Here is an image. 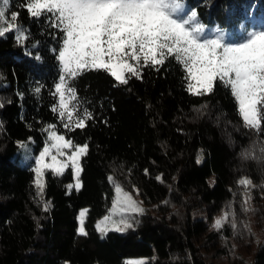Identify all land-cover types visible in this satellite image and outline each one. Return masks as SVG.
<instances>
[{
	"label": "trees",
	"instance_id": "16d2710c",
	"mask_svg": "<svg viewBox=\"0 0 264 264\" xmlns=\"http://www.w3.org/2000/svg\"><path fill=\"white\" fill-rule=\"evenodd\" d=\"M10 0V11L27 30L20 42L0 37V264H264V127H245L230 88L194 96L186 90L182 66L169 58L144 67L142 78L119 84L103 70L74 81L77 105L93 119L83 129L63 127L55 85L62 75L58 49L63 33L45 16L33 18ZM208 35L239 42L246 31L264 28V0H186ZM51 15V14H48ZM39 89V91H37ZM87 144L82 187L69 190L74 174H45L44 210L34 185V161L22 162L21 142L43 150L48 133ZM256 146L257 159L242 155ZM112 178L111 180L109 178ZM158 177L160 179H158ZM250 178V207L242 210ZM145 209L124 233L102 236L96 224L108 214L114 183ZM136 189L139 194H136ZM87 209V236L78 233V215ZM234 211L237 229L213 227ZM244 225H248L251 229Z\"/></svg>",
	"mask_w": 264,
	"mask_h": 264
},
{
	"label": "snow or ice",
	"instance_id": "6c2138e0",
	"mask_svg": "<svg viewBox=\"0 0 264 264\" xmlns=\"http://www.w3.org/2000/svg\"><path fill=\"white\" fill-rule=\"evenodd\" d=\"M9 3L10 0H0V37L12 32L23 42L27 30L22 23H9V20L18 21V13L10 11ZM21 6H26L33 18L45 16L63 33L62 47L57 50L62 71L55 85L58 103L52 110L58 112L64 128L83 129L93 119L91 112L87 109L81 112L73 104L77 100L74 81L84 72L103 70L119 84L126 85L132 77L142 78L144 67L158 68L169 58L182 66L190 94H211L219 82L230 88L245 127L257 132L264 127V28L246 31L239 42H227L222 35L210 37L198 12L186 4V0H24ZM45 131L47 142L35 159L33 171L37 195L47 211L49 204L43 199L46 171L61 176L71 167L75 184L67 187L79 191L81 159L87 155L88 145L74 144L59 134L54 124ZM20 147L28 145L21 143ZM259 152V158L264 160V144ZM242 155L246 159H257L256 146ZM113 183L115 195L111 208L96 224L102 236L132 229L138 223L136 216L145 211L142 202L131 192ZM238 184L244 188L242 210L252 211L251 189L257 185L247 177ZM136 194H139L138 189ZM87 211L84 209L79 214L78 233L82 236L88 235ZM235 216L234 211H225L213 227L219 231L230 224L235 231ZM244 227L251 231L248 225ZM128 264H146V261H129Z\"/></svg>",
	"mask_w": 264,
	"mask_h": 264
},
{
	"label": "rangeland",
	"instance_id": "374dc122",
	"mask_svg": "<svg viewBox=\"0 0 264 264\" xmlns=\"http://www.w3.org/2000/svg\"><path fill=\"white\" fill-rule=\"evenodd\" d=\"M47 142V141H46ZM21 143H25V144H27L28 145V147L27 148H22V147H20V149H19V152H18V154L16 155V157H18V156H20V158H21V160H22V162L23 163H25V164H28V163H30L31 161H34V167H35V159L38 157V155H39V153L42 151H39V152H36V148H35V146H34V141L33 140H30V141H28V142H21ZM20 143V144H21ZM20 144H19V146H20ZM81 165H82V159H81ZM69 168H71V167H69ZM69 168H67L66 170H65V172L69 169ZM73 171V170H72ZM47 172V171H46ZM64 172V173H65ZM46 174V173H45ZM73 174H74V172H73ZM73 184H75V176H74V182H73ZM135 198V197H134ZM136 199V198H135ZM82 210H84V209H82ZM81 210V211H82ZM80 211V212H81ZM80 214V213H79ZM86 215H87V213H86ZM86 219V218H85ZM100 221V220H99ZM78 223H79V215H78ZM78 229H79V227H78ZM139 260H144V261H146V259H144V258H133V259H129V261H139ZM128 261V262H129Z\"/></svg>",
	"mask_w": 264,
	"mask_h": 264
}]
</instances>
